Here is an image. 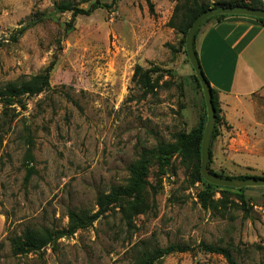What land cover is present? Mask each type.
Listing matches in <instances>:
<instances>
[{"label": "rangeland", "instance_id": "1", "mask_svg": "<svg viewBox=\"0 0 264 264\" xmlns=\"http://www.w3.org/2000/svg\"><path fill=\"white\" fill-rule=\"evenodd\" d=\"M63 1L88 9L113 0H0V88L50 68V88L22 97L24 108L0 104V264H139L143 253L171 244L192 251L153 264H227L201 243L229 247L241 264H264V187L246 188L244 204L237 189L219 188L217 210H205L197 197L204 188L190 175L194 159L178 155L162 177L150 166L158 192L153 206L147 189L145 213L126 222L112 207L51 247L13 254L10 241L26 228L66 229L69 211L96 212L97 198L125 185L143 152L173 143L204 115L181 36L167 27L175 0H150L153 14L145 0H115L111 10L75 17L55 11ZM136 65L161 77L143 99L131 80ZM217 102L210 169L264 177V91ZM27 167L34 172L25 180Z\"/></svg>", "mask_w": 264, "mask_h": 264}, {"label": "trees", "instance_id": "2", "mask_svg": "<svg viewBox=\"0 0 264 264\" xmlns=\"http://www.w3.org/2000/svg\"><path fill=\"white\" fill-rule=\"evenodd\" d=\"M148 5V10L150 14H153V5L150 0H145ZM115 4L113 0L110 4H102L95 1L90 5L88 9H81L74 6L69 1H63L56 3L54 5L55 11L58 13L71 12L72 17L77 15H90L93 11L97 9H108L111 10ZM228 7V6H248L254 9L264 10V0H221L212 1L210 4L204 2L203 0H175V5L172 9L171 16L167 22V27L174 30L180 34V47L183 48V53L185 52V37L188 32L189 27L193 23L194 19L203 11L209 8L216 7ZM229 15H219L206 19L198 28L195 33L194 40L200 28L207 22L211 20H220L228 17ZM258 21L264 23V19L256 18ZM69 28L70 24L67 25ZM23 29L19 30L22 32ZM187 57V56H186ZM188 60V59H187ZM189 62V61H188ZM156 69H143L140 65L134 67L132 82H134L141 92V98H145L147 95L151 94L158 84V80L161 78L157 76L152 77V74L157 72ZM49 72L48 67L43 73L29 77L28 79H23L18 83L6 85L4 88H0V104L7 108L11 105L18 104L21 108H24V104L20 101L24 96H35L46 90L49 87ZM192 79L196 84L197 88L201 90L200 84L195 76L192 75ZM212 94V104L215 110V123L209 143V159L207 164V170L210 174L230 178V179H248V178H264V177H254V176H223L210 169L209 164L211 162V146L213 140L218 135V124L220 123L219 107L217 102V92L211 88ZM202 93V92H201ZM203 97V96H202ZM203 111L204 115L200 118L197 126L193 127L189 132H179L174 135L173 143H163L158 142L156 147L148 152H143L140 157L129 167V177L127 183L123 186L112 187L107 194L101 195L96 200V205L98 207L97 211L89 215L85 212L75 213L73 211L68 212V227L61 230H49L43 229L41 232L31 230L26 228L21 236L11 239L10 244L12 247V252L14 255L38 252L46 247L53 246L58 240L73 235L76 231L86 229L90 227L99 217L103 216L112 207H117L118 212H120L122 219L124 218L126 222H129L134 216L143 214L149 209L148 205V193L147 189H150V196L152 197L153 206L155 203V195L158 190L155 186L148 182L147 178L149 176V168L152 164L156 163L159 176H163L168 168L170 167V160L178 155L183 159H189L190 157L194 159L193 171L190 174L192 183H200L203 186V190L197 195L198 201L202 208L207 210H217L213 209L215 202L213 196L217 190L223 196L225 193L220 191L219 188L205 182L200 174V145L203 135V130L206 122V109L203 99ZM30 146L32 143L29 142ZM31 148L28 149L27 161L32 162V156L30 154ZM25 180L34 172L32 167H27ZM160 177V178H161ZM158 184H161V179H159ZM230 189V188H229ZM246 188L237 189L238 195H235L244 204V197L241 194ZM240 193V194H239ZM246 210V209H245ZM200 249L208 254H217L224 258L227 264H241L237 262L235 257L232 255L229 247H219L212 244L201 243L199 245ZM192 248L187 245L171 244L164 248H153L149 252L143 253L139 264H153L155 261L161 259L162 257L173 254V253H186L191 252Z\"/></svg>", "mask_w": 264, "mask_h": 264}, {"label": "crops", "instance_id": "3", "mask_svg": "<svg viewBox=\"0 0 264 264\" xmlns=\"http://www.w3.org/2000/svg\"><path fill=\"white\" fill-rule=\"evenodd\" d=\"M194 50L205 79L221 99L264 91V23L256 18L230 15L205 23Z\"/></svg>", "mask_w": 264, "mask_h": 264}, {"label": "water", "instance_id": "4", "mask_svg": "<svg viewBox=\"0 0 264 264\" xmlns=\"http://www.w3.org/2000/svg\"><path fill=\"white\" fill-rule=\"evenodd\" d=\"M219 15H239L252 18L264 19V10L254 9L248 6H220L209 8L200 13L193 21L188 29L185 37V52L190 66L200 84L202 96L206 109V122L203 130L201 145H200V174L202 179L214 186L230 189H241L251 187H264V178H248V179H230L212 175L207 170L209 159V143L215 123V110L212 104V94L210 86L205 79L200 68L195 50L194 36L200 25L208 18Z\"/></svg>", "mask_w": 264, "mask_h": 264}]
</instances>
